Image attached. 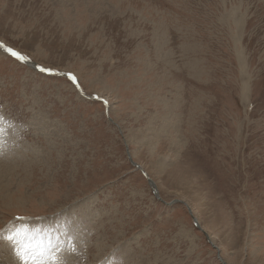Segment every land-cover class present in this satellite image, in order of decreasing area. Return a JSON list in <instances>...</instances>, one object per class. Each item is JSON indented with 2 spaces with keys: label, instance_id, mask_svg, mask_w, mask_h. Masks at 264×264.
<instances>
[{
  "label": "rangeland",
  "instance_id": "rangeland-1",
  "mask_svg": "<svg viewBox=\"0 0 264 264\" xmlns=\"http://www.w3.org/2000/svg\"><path fill=\"white\" fill-rule=\"evenodd\" d=\"M0 42L121 124L0 53V264H264V0H0Z\"/></svg>",
  "mask_w": 264,
  "mask_h": 264
},
{
  "label": "water",
  "instance_id": "water-1",
  "mask_svg": "<svg viewBox=\"0 0 264 264\" xmlns=\"http://www.w3.org/2000/svg\"><path fill=\"white\" fill-rule=\"evenodd\" d=\"M1 43V42H0ZM5 46V45H4ZM5 48H7L6 46H5ZM5 48H0V51L1 52H3L4 54H7L6 53V51H5ZM8 55V54H7ZM25 65H27L28 67H30L32 70H35L36 72H38V73H40V74H42V75H45V76H50V75H48L47 73H42V72H40L39 71V67L40 66H38L36 63H34V62H32L31 60H29L28 59V62L27 63H24ZM53 72H55V73H58V75H52V76H50V77H61V78H66L65 77V72H58V71H54L53 70ZM69 74V73H68ZM72 75V74H71ZM74 76V75H73ZM67 79V78H66ZM69 80V79H68ZM70 81V80H69ZM71 82V81H70ZM72 83V82H71ZM73 84V83H72ZM74 87H75V89L77 90V92L82 96V97H84L85 99H87V100H89V101H92V102H102L104 105H105V107H106V115H107V119L110 121V122H112V119L109 117V107H108V103H104L105 102V100H103V99H100V98H95V97H92V96H90V95H87L85 92H84V90L82 89V87H81V85L79 84V82H78V86H76V85H73ZM121 132V131H120ZM127 148V156H128V159H129V161L131 162V164H132V166L134 167V168H136L137 170H139L141 173H142V175L144 176V178L147 180V182H148V184L150 185V187L152 188V190H153V193H154V195L155 196H157L158 197V189H157V187H156V185H155V183H154V181L150 178V176L148 175V173L140 166V165H138L137 163H135L133 160H132V158H131V155H130V153H129V150H128V147H126ZM159 198V197H158ZM176 203H178V204H181V205H184V206H187L184 202H182V201H175V202H173L172 204H176ZM188 207V206H187ZM189 212L191 213V211H190V209H189ZM194 222L196 223V225L198 226V224H197V221L196 220H194ZM206 234V233H205ZM207 235V234H206ZM207 238H208V240L210 241V238H209V236L207 235ZM224 263V262H223ZM225 264V263H224Z\"/></svg>",
  "mask_w": 264,
  "mask_h": 264
},
{
  "label": "snow or ice",
  "instance_id": "snow-or-ice-1",
  "mask_svg": "<svg viewBox=\"0 0 264 264\" xmlns=\"http://www.w3.org/2000/svg\"><path fill=\"white\" fill-rule=\"evenodd\" d=\"M0 48H5V46L2 43H0ZM5 51L8 54V56L14 59L17 63H27L28 62L29 58L26 55L22 54L19 51L14 50L11 47L5 48ZM39 71L42 73H47L50 76L58 75V73L53 72L51 68L39 67ZM64 75L67 79H69L73 83V85L78 86V80L75 76L68 74V73H65ZM104 103H107V101H105ZM2 238L7 242L8 245L12 244L14 240V237L11 234L3 235ZM17 255H19V253H17Z\"/></svg>",
  "mask_w": 264,
  "mask_h": 264
},
{
  "label": "bare ground",
  "instance_id": "bare-ground-1",
  "mask_svg": "<svg viewBox=\"0 0 264 264\" xmlns=\"http://www.w3.org/2000/svg\"><path fill=\"white\" fill-rule=\"evenodd\" d=\"M238 42H239V41H238ZM0 53H1V54H4V53L1 52V51H0ZM5 55H7V54H4V56H5ZM7 56H8V55H7ZM6 60L9 61V58H6ZM179 63H180V62H179ZM23 64H24V63H23ZM188 64H189V63H187V65H188ZM241 64H242V66H244V63H243V62H242ZM26 66H27V65H26ZM27 67H28V66H27ZM28 68L31 69L30 67H28ZM31 70H32V69H31ZM34 71H35V70H34ZM54 71H55V70H54ZM47 81H48V80H47ZM244 89H245V88H244ZM244 91H245V90H244ZM246 93H247V91H246ZM244 94H245V93H244ZM80 100H81V99H80ZM103 100H104V99H103ZM105 101H107V100H105ZM107 103H108V101H107ZM93 106H94V104H93ZM108 107L110 108L109 103H108ZM109 110H110V109H109ZM113 110H114V107H113ZM111 115L114 116L113 113H111ZM115 120H116V119H115ZM117 122H118V120L113 121V119H112V122H111V123H112L113 125H116L117 127H118V126L121 127V124H120L119 122H118V123H119L120 125H119V124H118V125L116 124ZM170 125H171V124H170ZM119 127H118V128H119ZM119 129H120V128H119ZM120 131H122V133H124L123 128H121ZM131 145H133V144H131ZM129 153H130V152H129ZM173 154H174V152H173ZM177 159H178V158H177ZM166 160L168 161V160H169V157L166 158ZM164 162H166V161H163L162 163L164 164ZM171 162H172V160H171ZM138 171H139V170H138ZM10 172H12V171H10ZM169 205H170V204H169ZM186 205H187V203H186ZM187 206H188V205H187ZM188 207H189V206H188ZM189 209H190V211L192 210L190 207H189ZM191 213H192V211H191ZM70 219H71V218H70ZM62 220H63V219H62ZM59 222H60V221H59ZM76 223H77V221L74 220V224H75L74 227H79V226H78V223H77V224H76ZM198 223H199V222H198ZM56 224H57V223H56ZM66 225H67V226H66V229H67L68 227H70V225L68 226V223H66ZM71 226H72V225H71ZM204 229H205V228H204ZM212 241H213V239H212ZM211 245H213L212 242H211ZM213 246H215V244H214Z\"/></svg>",
  "mask_w": 264,
  "mask_h": 264
}]
</instances>
